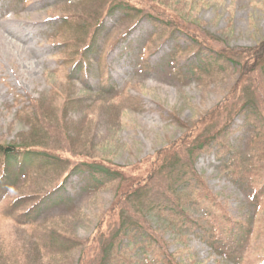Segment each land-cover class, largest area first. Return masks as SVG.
Here are the masks:
<instances>
[{"label":"rangeland","instance_id":"374dc122","mask_svg":"<svg viewBox=\"0 0 264 264\" xmlns=\"http://www.w3.org/2000/svg\"><path fill=\"white\" fill-rule=\"evenodd\" d=\"M78 1L0 0V143L22 142L24 136L30 133L28 125L17 115V110L29 105L33 99L42 102L44 109H49L52 104L60 105L65 100L78 99L82 101L83 108H69L65 118L73 123L72 134L89 129L85 142L89 146L91 144L95 154L118 167L138 166V163L180 138L185 127L193 126L199 118L219 105L234 86L237 77L228 70L222 72L220 79L209 81L204 86L197 80L179 81L170 76L171 67L162 58L164 50L172 43L154 41L157 31L150 24V15L146 14L132 22L118 24L110 17L104 18L107 28L98 45L109 62L107 78L112 83V90L102 89L95 73L88 80L91 89L86 93L80 91L78 83H74L79 80L72 82L74 86L66 84L64 77L70 68L62 65V52L46 38L50 30L48 27L62 15L65 5L75 7ZM140 1H155L156 10L160 9V3L181 15L191 29L210 39L215 49H248L264 40V0ZM161 10L164 11L163 8ZM158 22L161 27L168 21L161 18ZM133 25L135 31L129 36L132 47L125 50L118 46L109 53L108 40L115 41L116 37L129 32ZM176 36L179 37L176 43L184 45L185 35L178 33ZM188 58H180L179 65ZM92 62L93 67H97L95 58ZM145 62L158 65L147 70L142 68ZM242 94L229 97L220 120L224 121L234 114L235 107L230 105L241 102ZM98 99L105 103L104 107ZM121 99L127 101L121 102L118 111L114 110L111 104L119 103ZM92 103L95 104L90 107ZM241 121V118H235L232 129L241 126ZM249 139L250 134L244 129L236 132L231 141L237 149L244 150ZM226 160L224 163L221 159L217 160L213 150L199 156L194 165L228 212L242 221H250L245 233L238 231L241 234L238 239L223 244L230 240L223 233L217 247H213L212 241H206V232L184 231L187 235L182 241L178 237V229L175 228L177 233L164 230L167 226L164 227L163 219L149 215L145 221L141 220L153 229L161 226L160 232H164L161 238L167 243V252L177 253L182 264L259 262L264 248V209L261 211L259 204L251 203L249 190H243L233 182L226 171ZM142 169L138 168L132 177L144 176ZM23 179L20 178V182ZM83 185L79 175L72 176L62 191L66 199L42 209L33 226L19 227L3 219L0 210V264H99L105 246L120 228L121 218L117 212L106 218L104 235L85 253H81L80 248L64 250L57 245L50 247L46 243L47 238L37 246L32 241L38 240L41 229L55 234L66 233L81 241L92 239L98 221L112 204L115 187L113 184L103 186L93 193L82 190ZM191 210L196 218L203 214L202 210ZM122 217H125L124 214ZM123 218L122 222L127 220ZM131 256L134 259L143 258L135 254ZM105 263L106 260H103Z\"/></svg>","mask_w":264,"mask_h":264},{"label":"trees","instance_id":"16d2710c","mask_svg":"<svg viewBox=\"0 0 264 264\" xmlns=\"http://www.w3.org/2000/svg\"><path fill=\"white\" fill-rule=\"evenodd\" d=\"M154 4L157 2L79 0L75 7L65 5L62 15L48 27L46 38L62 52V65L70 68L64 82L73 86L78 83L80 91L86 93L91 89L88 80L95 73L101 88L112 90V83L107 78L109 62L98 45L107 28L104 18L110 17L118 24L132 22L146 14L150 15V24L157 31L154 41L172 43L171 48L164 50L162 58L171 67L170 76L179 81L197 80L204 86L209 81H217L222 72L228 70L236 75L235 84L219 105L193 126L185 127L180 138L138 163L140 166L126 168L118 167L92 151L91 144L85 142L89 129L72 134L73 123L65 118L69 108H83L82 101L65 100L44 109L42 102L33 99L29 105L21 106L17 115L28 125L30 133L22 142L0 143V210L3 219L19 227L33 226L42 209L66 199L62 191L75 175L83 181L82 190L97 193L103 186L113 184L115 187L112 204L98 221L92 239L81 241L66 233L55 234L41 229L38 240H32L34 246L47 238L50 247L80 248L81 253H85L104 235L105 220L113 212L121 218L120 228L105 246L99 264H103V260H106L105 264H182L177 253L167 252V243L161 238L164 234L160 232L161 226L153 229L141 222L149 215L163 219L161 222L167 226L164 230L177 233L178 229L182 241L187 235L184 231H200L208 234L206 241H212L213 247H217L223 233L230 238L223 244L233 242L241 235L238 231L245 233L250 221L231 215L195 170L197 158L213 150L217 160L224 163L227 159L226 171L233 182L250 191L251 203L259 204L261 211L264 209V40L248 49H215L211 40L191 29L181 15L160 3V9L156 10ZM161 18L168 22L160 27L158 20ZM134 28L133 25L127 33L135 31ZM127 33L116 37L115 41L108 40L109 53L120 46L125 50L132 47L131 33ZM178 33L185 35L184 45L176 43ZM182 57L189 58L179 65L178 60ZM92 58L97 67H93ZM157 65L145 62L142 68L149 70ZM237 93L243 94L240 104L230 105L235 107L234 114L220 120L226 101ZM97 101L104 107L103 101ZM125 101L121 99L111 106L118 111L117 107ZM237 117L241 118L242 125L232 129L231 124ZM244 129L250 134L248 146L244 150L237 149L231 138ZM138 168H143L145 174L135 179L132 176ZM191 209L202 210L203 214L196 218ZM122 218L127 220L122 222ZM131 254L143 258L134 259ZM257 264H264V248Z\"/></svg>","mask_w":264,"mask_h":264}]
</instances>
